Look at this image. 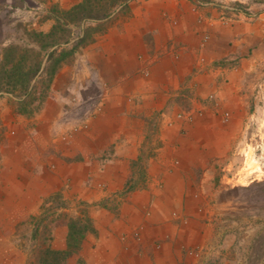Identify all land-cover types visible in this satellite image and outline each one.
Instances as JSON below:
<instances>
[{
	"label": "crops",
	"instance_id": "0c3cea01",
	"mask_svg": "<svg viewBox=\"0 0 264 264\" xmlns=\"http://www.w3.org/2000/svg\"><path fill=\"white\" fill-rule=\"evenodd\" d=\"M43 1L71 8L83 0ZM148 2L132 5V15L118 28L109 27L106 43L94 47L92 63L106 81L104 112L87 120L81 135L85 144L73 149L75 155L85 156L56 163L53 177L61 178L62 186L63 180L69 182L71 199L106 196V201L116 203L115 209H106V221L94 223L98 239L86 235L81 243L80 255L94 245L91 264H208L207 257L217 258L226 246L220 226L226 213L221 206L208 204L218 193L214 171L222 167L214 156L227 152L229 142L242 136L244 108L255 77L264 72V9L254 11L251 0H235L232 5L150 0V5H143ZM64 64L52 89L63 93L90 88L85 70L87 83L74 88V83L62 81L68 72L76 78L74 68L68 71ZM52 105L55 113L67 114L63 96L46 98L39 116L42 126L52 123ZM178 105L186 108L172 116L177 132L164 135L166 144L154 149V157L146 161L144 184L135 187L133 171L141 154H147L142 145L150 134L147 123L158 112ZM185 112L191 113L190 119L177 118ZM68 122L71 127L80 121ZM97 140L102 144L95 146ZM99 154L106 158L94 160ZM45 160L39 166L42 171L50 163ZM15 170L0 171V189L5 187L0 193L4 203L0 234L1 230L7 234L17 217L16 196L10 188L14 180L9 178ZM41 176L37 199L51 186V177ZM99 179L106 180L103 195L91 189ZM126 185L134 188L127 190ZM6 243L2 249H9ZM195 250L198 258L190 254Z\"/></svg>",
	"mask_w": 264,
	"mask_h": 264
},
{
	"label": "rangeland",
	"instance_id": "374dc122",
	"mask_svg": "<svg viewBox=\"0 0 264 264\" xmlns=\"http://www.w3.org/2000/svg\"><path fill=\"white\" fill-rule=\"evenodd\" d=\"M142 1L144 3L149 1L143 5H150V0L86 3L85 5H93L91 13L100 17L95 19L89 12H83L79 16H62V11L67 10L70 5L48 4L43 0H0V58L2 49L8 45L35 48L31 33L47 32L52 25L60 21L66 25L68 30L66 35L72 39L85 37V44L79 47L73 58L63 66L68 71L74 68L76 78H71L68 72L69 75H64L61 80L74 83L76 88L81 82H88V75L84 74L85 70L89 72L91 81L88 89L77 88L59 93V89L56 90L55 86L51 88L47 99H55L61 95L68 109L66 115L61 112L55 113L53 111L55 106L52 105L50 112L52 123H49L48 127L45 123L42 126L43 117L39 120L44 103L33 115L22 116L15 113V99L6 93H0V171L3 168L16 167V173L9 177L14 180L13 186L9 185V187L16 196L17 215L14 226L9 225L7 234L6 231L4 233L1 230L0 264H33L41 250L47 247L63 248L66 223L70 218L88 219L90 228L85 236L97 240L99 230L94 228V223L106 221V209H115L116 203L113 200L106 201V196L91 201L82 198L71 199L66 190L70 189L69 182L63 180L65 185L62 186L61 178L54 180L53 175L56 163L62 160L66 162L80 160L85 156L80 153L75 155L73 149L77 145L85 144L81 135H85L87 120L104 112L103 96L106 92V81L99 78L97 69L92 63L91 56L96 50L94 47L106 43L107 29L118 28L132 15L130 9L132 5H141ZM187 1L192 5L237 3L235 0ZM251 1L256 9L254 11L264 9V0ZM106 5H113L108 17L104 16ZM254 81L255 88L248 105L244 108L247 119L241 127L242 136L229 142L230 149L227 152L224 150L221 155L216 153L214 156L218 161L217 165L222 167H216L214 171V177L219 182V186H216L218 193L208 204L221 206L226 213L220 219V226L224 231L223 242L226 246L222 254L216 256L217 258L211 255L207 257V263L211 264H264V72L256 76ZM185 108L181 105L167 107L166 110L155 114L147 123L150 134L142 142L147 154H141L142 160H138L139 163L138 165L136 163L133 171L135 187L144 184L146 161L154 157V149L166 144L167 136L164 135L177 132V124L172 121V116ZM70 119L80 122L69 127ZM64 127L69 128L64 130L63 134ZM180 132L182 131H178V134L182 135ZM96 142L98 145L102 144V141L97 140L95 146ZM175 144L178 146L177 143ZM216 145L220 148L217 143L214 144L215 147ZM237 146L239 149L235 151L234 148ZM46 158L50 163L45 166V171H42L39 166L41 163H46ZM93 158L100 161L106 158V154L95 155ZM42 173L43 177H51L48 179L51 186L47 187L44 195L37 199L35 194L39 191L40 186L37 184ZM132 187L133 185H126L125 188L129 190ZM2 188L4 189H0V193L4 194L5 187ZM91 189L95 194L103 195L106 192V180L95 181ZM24 197L26 200L18 203V200ZM2 204L0 203V208L1 206L3 208L4 203ZM5 243L9 249L1 248ZM93 247L92 244L81 255L77 252L67 260L66 264H91L94 258L91 251ZM190 254L195 258L200 255L196 250L191 251Z\"/></svg>",
	"mask_w": 264,
	"mask_h": 264
},
{
	"label": "trees",
	"instance_id": "16d2710c",
	"mask_svg": "<svg viewBox=\"0 0 264 264\" xmlns=\"http://www.w3.org/2000/svg\"><path fill=\"white\" fill-rule=\"evenodd\" d=\"M91 1L110 0H83L62 11V16H79L83 12H89L90 16L99 19V16L91 13L93 5H85ZM112 6L106 5L104 16H109ZM66 33H68L66 25L57 21L47 32L31 33L35 48L8 45L2 49L0 93H6L15 99L16 114L31 116L39 109L49 94L58 70L73 57L79 47L85 44L84 36L72 39ZM89 228L88 219L79 217L68 219L63 248L47 247L41 250L33 264H66L67 260L79 251Z\"/></svg>",
	"mask_w": 264,
	"mask_h": 264
},
{
	"label": "built area",
	"instance_id": "2783aa9c",
	"mask_svg": "<svg viewBox=\"0 0 264 264\" xmlns=\"http://www.w3.org/2000/svg\"><path fill=\"white\" fill-rule=\"evenodd\" d=\"M190 117H191V113H189V112H185V113H179L178 115H177V118H179V119H190ZM194 255H197V253H193Z\"/></svg>",
	"mask_w": 264,
	"mask_h": 264
}]
</instances>
